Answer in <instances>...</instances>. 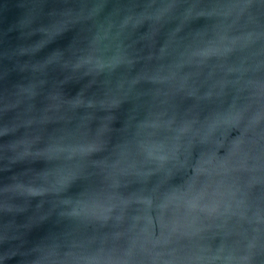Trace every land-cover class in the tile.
<instances>
[{"label": "water", "instance_id": "water-1", "mask_svg": "<svg viewBox=\"0 0 264 264\" xmlns=\"http://www.w3.org/2000/svg\"><path fill=\"white\" fill-rule=\"evenodd\" d=\"M0 264H264V0H0Z\"/></svg>", "mask_w": 264, "mask_h": 264}]
</instances>
